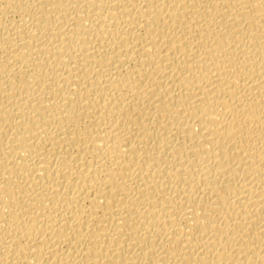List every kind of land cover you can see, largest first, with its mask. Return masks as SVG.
Wrapping results in <instances>:
<instances>
[{
  "label": "bare ground",
  "instance_id": "6f19581e",
  "mask_svg": "<svg viewBox=\"0 0 264 264\" xmlns=\"http://www.w3.org/2000/svg\"><path fill=\"white\" fill-rule=\"evenodd\" d=\"M0 264H264V0H0Z\"/></svg>",
  "mask_w": 264,
  "mask_h": 264
}]
</instances>
